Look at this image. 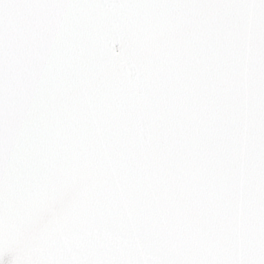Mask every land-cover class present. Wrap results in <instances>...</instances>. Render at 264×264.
<instances>
[{
  "label": "snow or ice",
  "instance_id": "obj_1",
  "mask_svg": "<svg viewBox=\"0 0 264 264\" xmlns=\"http://www.w3.org/2000/svg\"><path fill=\"white\" fill-rule=\"evenodd\" d=\"M0 264H264V0H0Z\"/></svg>",
  "mask_w": 264,
  "mask_h": 264
}]
</instances>
